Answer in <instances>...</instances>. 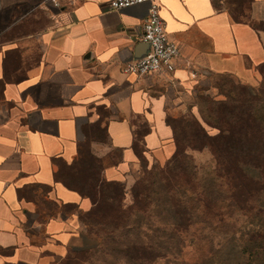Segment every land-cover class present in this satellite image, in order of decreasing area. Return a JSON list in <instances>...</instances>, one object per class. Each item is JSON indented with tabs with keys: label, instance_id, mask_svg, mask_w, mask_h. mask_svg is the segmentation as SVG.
<instances>
[{
	"label": "crops",
	"instance_id": "crops-1",
	"mask_svg": "<svg viewBox=\"0 0 264 264\" xmlns=\"http://www.w3.org/2000/svg\"><path fill=\"white\" fill-rule=\"evenodd\" d=\"M0 0V264H58L96 239L90 198L60 174L84 150L128 194L146 161L177 151L169 120L196 117L200 87L222 76L255 88L264 65V0H156L180 55L172 75H126L149 51L148 4ZM243 7V8H242ZM239 9V11L241 10ZM212 129H209L210 134Z\"/></svg>",
	"mask_w": 264,
	"mask_h": 264
},
{
	"label": "trees",
	"instance_id": "trees-1",
	"mask_svg": "<svg viewBox=\"0 0 264 264\" xmlns=\"http://www.w3.org/2000/svg\"><path fill=\"white\" fill-rule=\"evenodd\" d=\"M230 2L236 5L242 3L239 0ZM239 5V8L235 7L231 11L237 21H241L243 17L242 4ZM245 19L257 30H264V22ZM259 72L264 75V65L260 67ZM236 103L237 105L234 101L226 99L218 103V108L206 112L201 110L204 124L194 116L169 120L177 145L172 159L187 155L190 150L209 149L215 161L213 177L200 188L194 185L189 187L191 197L175 202L174 197L169 196L164 202L160 222L167 233L162 236L166 235L170 241L190 231V212L197 207H189L188 204L194 200H197V205L203 203L204 212L213 215L215 219L223 216L220 205L237 208L242 212L252 211L256 205H260L261 210H264V82L255 89L254 95L249 96L247 102ZM209 129L217 133L212 135ZM102 171L103 167L98 159L84 150L80 159L60 174V180L92 201V209L83 217L90 234L97 240V237L104 233L106 244L115 242L118 247H125L120 249L117 255H124L130 261L140 263L145 259V255L156 249L154 246L147 247V244L142 242V225L138 222L130 224L129 211L124 203L127 196L125 186L118 182L105 181ZM125 229L136 232L134 239L129 240L127 245L118 243L115 238V232ZM259 238L262 242L257 250L259 252H255L262 254L264 234L260 233ZM161 245H157L158 249ZM257 257L259 258V255Z\"/></svg>",
	"mask_w": 264,
	"mask_h": 264
},
{
	"label": "rangeland",
	"instance_id": "rangeland-1",
	"mask_svg": "<svg viewBox=\"0 0 264 264\" xmlns=\"http://www.w3.org/2000/svg\"><path fill=\"white\" fill-rule=\"evenodd\" d=\"M263 82L262 74L259 85ZM259 85L253 88L229 77L214 76L200 87L196 103L202 112L218 108V103L226 99L237 105L236 102H247ZM214 168L215 161L209 149L190 150L187 155L169 161L144 163L124 202L129 211L130 224L138 222L142 225V242L156 249L145 255L142 262H132L124 255H117L125 247H118L115 242L106 244V236L101 233L92 250L58 264H264V253H257L262 242L259 235L264 234V210L260 205L249 212L220 205L223 216L215 219L204 212L203 203L197 205V200H194L188 204L189 207H197L190 212V231L172 241L166 235L162 236L167 233L160 222L167 198L173 196L178 202L181 198L191 197L189 187L200 188L204 182H209ZM134 233L128 229L115 232L116 241L127 245L129 240L134 239ZM158 244H162L160 249Z\"/></svg>",
	"mask_w": 264,
	"mask_h": 264
},
{
	"label": "built area",
	"instance_id": "built-area-1",
	"mask_svg": "<svg viewBox=\"0 0 264 264\" xmlns=\"http://www.w3.org/2000/svg\"><path fill=\"white\" fill-rule=\"evenodd\" d=\"M49 1L58 9L63 6L61 0ZM74 1L76 0H69V2ZM137 4H148L149 7L141 39L150 48L142 58L127 60L123 64V72L138 77L153 74L172 75L176 68L175 62L180 55V48L170 39L156 0H109L110 9L117 12Z\"/></svg>",
	"mask_w": 264,
	"mask_h": 264
},
{
	"label": "flooded vegetation",
	"instance_id": "flooded-vegetation-1",
	"mask_svg": "<svg viewBox=\"0 0 264 264\" xmlns=\"http://www.w3.org/2000/svg\"><path fill=\"white\" fill-rule=\"evenodd\" d=\"M63 9H64V7H63V6H62L61 8H59V10H61V11H62Z\"/></svg>",
	"mask_w": 264,
	"mask_h": 264
}]
</instances>
